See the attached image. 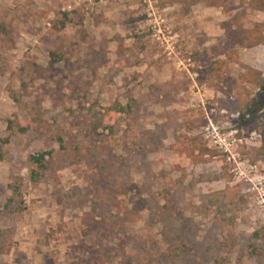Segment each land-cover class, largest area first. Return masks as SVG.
Here are the masks:
<instances>
[{"label":"rangeland","instance_id":"1","mask_svg":"<svg viewBox=\"0 0 264 264\" xmlns=\"http://www.w3.org/2000/svg\"><path fill=\"white\" fill-rule=\"evenodd\" d=\"M248 2L228 5L264 22ZM227 20L202 3L0 0V264H264V88L241 78L264 77V47H235Z\"/></svg>","mask_w":264,"mask_h":264},{"label":"trees","instance_id":"2","mask_svg":"<svg viewBox=\"0 0 264 264\" xmlns=\"http://www.w3.org/2000/svg\"><path fill=\"white\" fill-rule=\"evenodd\" d=\"M160 3V7L165 9L167 7H175L178 6L181 10L183 16H187L192 12L194 6L202 3L205 4L207 7L212 8H222L224 9L225 15L228 17V20L222 23V29L225 32L226 39L233 44L235 47L239 49L251 50L257 47H264V22H256L250 27L247 25L249 24L246 18V12L239 11L238 8L234 6H229V0H158ZM248 9L255 12H262L264 13V0H249L248 2ZM71 23L70 13H62L61 16L54 19L51 24V31L53 33H61L64 31L67 26ZM3 31V28H0ZM237 51V50H236ZM52 56H55V62L61 61L62 56L58 57L55 53H52ZM221 62H218V68H210L212 72L217 74V78L219 81H222V76L220 75L222 69ZM242 80L250 85L256 86L258 88H264V77L259 70H256L251 67H245V73L241 75ZM118 112L126 113L124 108H119ZM14 122L9 120L7 122V130L12 131L14 128ZM29 130V127H19L18 133H26ZM260 134L262 136V147L261 153L264 154V122L263 126L260 130ZM60 147L63 149V140L59 138ZM192 158L200 159L205 161L206 156H214L215 152L210 150L207 147H201L198 150V155L195 154V151H191ZM51 156V153L44 152L36 156H32L30 159L37 166L38 170H44L47 164V157ZM38 177L37 172H32V178L35 179ZM13 190V198L8 200V205L12 203L15 199V196L18 194L19 187L10 186ZM7 207V206H6ZM176 209L174 206L173 208H169V210L173 211ZM104 217V216H103ZM103 223H108V221L103 218ZM95 222V221H94ZM98 222H95L97 224ZM102 223V224H103ZM119 223L117 226H120ZM116 226V227H117ZM106 233H110L108 230ZM96 253H92V258L94 264H102L100 260H98L95 256Z\"/></svg>","mask_w":264,"mask_h":264},{"label":"built area","instance_id":"3","mask_svg":"<svg viewBox=\"0 0 264 264\" xmlns=\"http://www.w3.org/2000/svg\"><path fill=\"white\" fill-rule=\"evenodd\" d=\"M164 21L163 20H161V23H163ZM163 28H162V26H160V24H159V30L157 31V34L155 35L156 37H158L159 39H160V37H159V35L161 36V35H163V30H162Z\"/></svg>","mask_w":264,"mask_h":264}]
</instances>
